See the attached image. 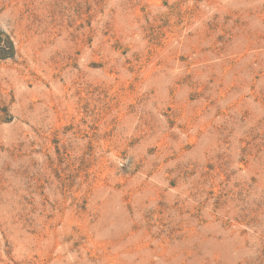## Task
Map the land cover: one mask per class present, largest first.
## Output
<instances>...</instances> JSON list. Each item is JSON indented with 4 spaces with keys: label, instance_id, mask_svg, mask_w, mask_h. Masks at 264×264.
Wrapping results in <instances>:
<instances>
[{
    "label": "rangeland",
    "instance_id": "obj_1",
    "mask_svg": "<svg viewBox=\"0 0 264 264\" xmlns=\"http://www.w3.org/2000/svg\"><path fill=\"white\" fill-rule=\"evenodd\" d=\"M0 264H264V0H0Z\"/></svg>",
    "mask_w": 264,
    "mask_h": 264
},
{
    "label": "trees",
    "instance_id": "obj_2",
    "mask_svg": "<svg viewBox=\"0 0 264 264\" xmlns=\"http://www.w3.org/2000/svg\"><path fill=\"white\" fill-rule=\"evenodd\" d=\"M8 43L11 45V42L8 40Z\"/></svg>",
    "mask_w": 264,
    "mask_h": 264
}]
</instances>
